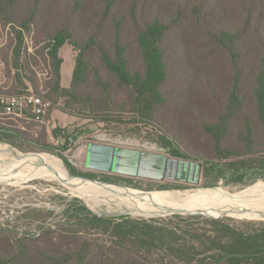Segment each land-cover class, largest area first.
<instances>
[{
	"label": "trees",
	"instance_id": "trees-1",
	"mask_svg": "<svg viewBox=\"0 0 264 264\" xmlns=\"http://www.w3.org/2000/svg\"><path fill=\"white\" fill-rule=\"evenodd\" d=\"M0 17L45 42L37 51L48 74L39 96L61 100L64 113L106 127H152L170 157L201 162L204 181L214 172L226 184L243 183L249 173L264 177V0H0ZM183 27L199 35L195 42ZM16 37L21 44V30ZM65 45L74 54L67 89L59 54ZM219 54L224 59L208 66ZM0 131L1 141L21 138ZM66 164L72 175L96 178ZM206 221L209 235L195 234L205 238L196 245L185 240L177 263L264 264V229L251 234ZM91 222L112 231L109 245L78 238L71 250L32 252L22 244L0 252V264L165 263L139 251L166 252L174 233L146 222Z\"/></svg>",
	"mask_w": 264,
	"mask_h": 264
},
{
	"label": "rangeland",
	"instance_id": "rangeland-1",
	"mask_svg": "<svg viewBox=\"0 0 264 264\" xmlns=\"http://www.w3.org/2000/svg\"><path fill=\"white\" fill-rule=\"evenodd\" d=\"M18 30L22 31L21 44H18L16 40ZM181 32L186 33L187 39L191 37L193 42L197 39L196 37H199L184 27ZM44 46L45 42L38 41V36L33 30L26 31L16 26L15 23H7L4 18L0 17V95H12L26 89H31L38 95L46 93L44 80L48 74L37 54V51ZM193 48L194 46L189 47L192 53H195ZM73 56V52L67 45L61 48L60 57L64 62L62 88L67 89L70 86V66H73ZM224 57L219 54L216 57L217 60L207 65L211 66L223 60ZM194 61L198 68H205L201 59ZM39 63L41 67H38ZM219 68L216 67V69ZM51 102V109L39 122L24 124V128L20 129L14 126L12 130L18 132L21 138L12 137L9 140H0V148L7 152L3 154V158H0V164L6 161L3 164L6 167L10 164V159L18 156L36 158L39 161L56 160L62 163L69 177L98 181L140 193L150 192L148 194H152L151 196L171 193L175 195L200 190L227 191L234 197L250 196L252 192L264 195V177L253 173L247 174L243 183L226 184L220 177L214 181L215 172L213 177L204 181L200 167L197 183L168 179L158 181L86 169L84 167L86 148L90 143L165 154L170 157L169 149L159 143L160 133L152 127L127 123L118 126L112 124L106 127L103 123H96L84 117V114L70 116L64 113L61 100L57 102L51 100ZM200 143L206 145L208 142L202 140ZM191 154L195 156L196 152L191 151ZM188 161L201 164L194 159ZM66 163L75 172L96 178L72 175ZM7 169L10 170L9 172H18V179L25 177L29 171L33 170L29 165L18 169L14 166ZM205 184L213 186L205 187ZM90 191V194L78 193L73 183L55 180L51 175L42 172H38L34 178L30 179L0 178V252L2 254L12 253L18 247L17 245L22 244H27L32 252L46 248L66 251L75 247L73 241H77L78 238L98 243L99 241L102 243L103 240L109 245L112 231H104V225L91 222L94 217L110 224L127 220L132 225L138 226L141 222H146L151 228L174 233L166 252L162 249L164 246H161L155 251L152 250L153 253L144 251H139V253H144L149 259L159 263L163 261L165 262L163 264H180L177 263L180 245L185 240L187 246L190 242L196 245L199 239L205 240L197 235H209L213 225L206 220H222L235 231L244 233L256 234L264 229V215L262 214L236 216L222 211L196 207L165 209L148 215H134L125 212L126 208L121 204L96 194L94 189ZM92 200L100 205L92 206ZM10 245L13 248L10 249ZM204 256L198 255L197 257Z\"/></svg>",
	"mask_w": 264,
	"mask_h": 264
},
{
	"label": "bare ground",
	"instance_id": "bare-ground-1",
	"mask_svg": "<svg viewBox=\"0 0 264 264\" xmlns=\"http://www.w3.org/2000/svg\"><path fill=\"white\" fill-rule=\"evenodd\" d=\"M7 153L0 148V158ZM3 161V160H2ZM10 164L4 167L3 161L0 164V178L9 179H30L34 178L38 172L51 175L55 180L73 183L79 192L95 193L109 198L121 206L125 207V212L138 215H148L165 209H193L201 207L218 212H225L231 215L244 216L249 214L264 215V195L252 192L250 196H232V193L220 190H200L196 192H185L178 194H165L160 196H151L152 194L140 193L131 190L116 188L111 185H95V182L84 181L78 178L69 177L63 169L62 163L56 160H42L36 158L18 156L9 160ZM32 166L33 170L29 171L23 178L18 179V172H9L7 169H18L22 166ZM28 170V169H27ZM95 183V184H94ZM176 193V192H175ZM95 195V194H93ZM90 198V197H88ZM99 206L100 203L92 200V206Z\"/></svg>",
	"mask_w": 264,
	"mask_h": 264
},
{
	"label": "water",
	"instance_id": "water-1",
	"mask_svg": "<svg viewBox=\"0 0 264 264\" xmlns=\"http://www.w3.org/2000/svg\"><path fill=\"white\" fill-rule=\"evenodd\" d=\"M84 167L89 170L158 181L178 180L184 177V181L197 183L199 176L198 164L173 159L165 154L99 143L87 145ZM81 180L109 185L93 180Z\"/></svg>",
	"mask_w": 264,
	"mask_h": 264
},
{
	"label": "built area",
	"instance_id": "built-area-1",
	"mask_svg": "<svg viewBox=\"0 0 264 264\" xmlns=\"http://www.w3.org/2000/svg\"><path fill=\"white\" fill-rule=\"evenodd\" d=\"M49 100L34 93L31 89L12 95H0V128H24V124L39 122L51 109Z\"/></svg>",
	"mask_w": 264,
	"mask_h": 264
},
{
	"label": "crops",
	"instance_id": "crops-1",
	"mask_svg": "<svg viewBox=\"0 0 264 264\" xmlns=\"http://www.w3.org/2000/svg\"><path fill=\"white\" fill-rule=\"evenodd\" d=\"M61 50V49H60ZM59 54H60V52H59ZM63 61V60H62ZM63 65H64V62H62V65H61V83H62V74H63ZM71 67V75H70V79H71V76H72V72H73V69H74V61H73V66L71 65L70 66Z\"/></svg>",
	"mask_w": 264,
	"mask_h": 264
},
{
	"label": "flooded vegetation",
	"instance_id": "flooded-vegetation-1",
	"mask_svg": "<svg viewBox=\"0 0 264 264\" xmlns=\"http://www.w3.org/2000/svg\"><path fill=\"white\" fill-rule=\"evenodd\" d=\"M183 179H184V177H183V178H181V179H178V181H181V180L183 181ZM185 182H189V181H185Z\"/></svg>",
	"mask_w": 264,
	"mask_h": 264
}]
</instances>
